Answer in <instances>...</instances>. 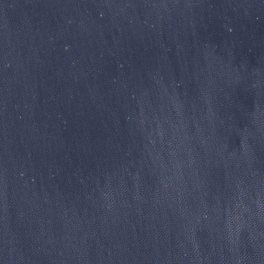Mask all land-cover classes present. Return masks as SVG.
Here are the masks:
<instances>
[{"label": "water", "instance_id": "water-1", "mask_svg": "<svg viewBox=\"0 0 264 264\" xmlns=\"http://www.w3.org/2000/svg\"><path fill=\"white\" fill-rule=\"evenodd\" d=\"M0 264H264V0H0Z\"/></svg>", "mask_w": 264, "mask_h": 264}]
</instances>
